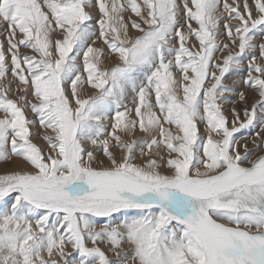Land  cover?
Returning <instances> with one entry per match:
<instances>
[{
  "label": "snow or ice",
  "instance_id": "1",
  "mask_svg": "<svg viewBox=\"0 0 264 264\" xmlns=\"http://www.w3.org/2000/svg\"><path fill=\"white\" fill-rule=\"evenodd\" d=\"M254 6L257 15L248 0H0L10 54L0 42V162L30 169L0 174V264H76L66 247L79 264H264V139L249 149L236 136L264 112V43H254L264 0ZM97 35L107 52L92 46ZM193 37L198 47L187 46ZM245 56L243 83L260 100L246 123L233 109L229 128L224 81ZM9 74L23 107L9 98ZM88 89L98 95L82 98ZM25 107L53 134L47 151ZM137 131L148 138L129 140Z\"/></svg>",
  "mask_w": 264,
  "mask_h": 264
},
{
  "label": "rangeland",
  "instance_id": "2",
  "mask_svg": "<svg viewBox=\"0 0 264 264\" xmlns=\"http://www.w3.org/2000/svg\"><path fill=\"white\" fill-rule=\"evenodd\" d=\"M229 3H232V0H228ZM93 5L96 4V0H92ZM241 5L243 4V0H240ZM249 5L252 7L253 9V13L254 15H257L256 10H255V0H248ZM86 11L90 12V15L92 17V20L90 21V24L93 28L94 31H96L98 33V29L99 26L98 24H96L95 22L97 20L100 19V13L98 11L97 7H91V8H86ZM241 11H243V8L241 7ZM221 12L223 13V8L221 7ZM131 17L132 19H137L136 17L132 16V14L130 12H128L125 15V19L128 20V18ZM227 14L224 13L221 16V21L223 22H227ZM183 23V21H182ZM238 22L237 21H231V26H235ZM194 28L197 27V25L193 22L192 25ZM7 23L3 22L2 20H0V42L4 43V47H5V51H6V55H10L7 53V41L5 40V36L7 35ZM185 33H187V28H184ZM135 34V33H133ZM54 39H58L60 38L59 36L54 35L53 36ZM94 39L96 40V43L93 44V47H100V48H104L105 52H107L106 47L103 45L102 40H100L97 37H94ZM219 41L221 43H229L226 34H222L219 38ZM254 43L256 44H260V43H264V32H257V36H256V40L254 41ZM193 45H195L196 47H198V42L195 40V38H191L188 42H187V46L192 47ZM230 49L232 51V53L234 54L235 52L238 51V48L231 46L230 45ZM195 50V49H193ZM22 52L26 51L23 48L21 49ZM228 51L225 50L224 55H227ZM222 59V57L218 56L217 60L215 62H220V60ZM79 63L82 64V58H80L78 60ZM116 63L115 59L112 57H109L106 61H104L103 66L106 68H111L112 66H114V64ZM258 64H261V61H257ZM9 65H10V60H9ZM262 66H264V64H262ZM248 68V59L247 56L244 57V63L242 64L241 70L239 73L236 74H232L229 73L226 77H225V86L226 87H232L233 88V93L232 94H226V96L228 97V101L227 103H224L222 105V109L224 111V115L226 116V118L229 121V128H231L232 125V121L235 119V116L233 114V109L238 112L240 114V121L245 122L247 121V117L244 115L245 109H251V107L256 104L260 98L257 94V92L253 89H250L247 85H245L243 83L244 80L247 79V76L245 75V71ZM214 70V69H213ZM218 74V73H217ZM177 75H179L178 71H177ZM253 75H256V73H253ZM9 81H11V83L9 84V87L11 88V91L9 92V98L12 100L17 101V103H20L21 106L23 107V103L20 100V97L22 95H24L23 91H22V86L18 83V81H16L15 78L11 77V75L9 74V77L7 78ZM4 84V81H0V86H2ZM18 89H20L18 91ZM237 93H243L245 95L246 102H241L239 99V95ZM98 95V92H96L93 89H88L87 91H85L82 94V98H88L90 96H96ZM135 94L129 92L127 99H125L124 103L125 105H127L128 109L131 110L134 105L132 103L133 100V96ZM153 102H154V97H153ZM31 103H38L37 101H35L34 99L31 100ZM123 110V108L121 109ZM25 114L28 120L30 121H37L36 124H34L31 127L32 132L34 133L33 137H31L33 143L37 144L39 147H41L43 150L47 151L48 150V146L46 141L44 140V136L46 135H53L50 130H44L41 128V126L38 123V118L36 116V114L34 112L31 111V109L29 107H25ZM157 114L159 115V112H157ZM133 118H135L133 116ZM110 121H105L106 125H109L108 127V131H111L110 128ZM166 127H168L167 125H165ZM236 127L239 128V123L236 124ZM198 128L200 129V135H206V130H205V125L202 122L198 121ZM173 131H175V129H173ZM257 133H259V137H257ZM237 136V140H238V145L242 146V145H247L249 149H254L255 145L260 143L262 139H264V112H257V120L253 123V125H250L246 128H241L240 131L236 134ZM148 136L145 133L139 132L137 131L136 134L134 136L129 137V140L132 139H137V140H142V139H147ZM214 138H218L215 137ZM9 150H10V145H9ZM155 151V150H154ZM241 153L243 154V147L240 148ZM96 155L101 159L104 160L105 158L103 157L102 153H100L99 151L96 152ZM151 155V154H150ZM138 159L136 160L137 163H141V162H146V158H139V154H137ZM164 157L165 159L168 158L167 153L166 152H160L157 155V161L158 163L161 162L160 157ZM99 166V165H97ZM104 166H107L106 164ZM19 170H30L28 168V166L22 162L21 160H19L18 158H13L12 160L8 161V162H0V174H5V173H10V172H15V171H19ZM7 199H11V197L7 198ZM116 217L118 218V220L122 221L125 218H131L132 215H135V213H130L128 217H125L124 214L122 213H118L115 214ZM33 227H35V224H33ZM97 230H99V226L97 228ZM89 247H91L92 245L89 243L88 245ZM100 247L102 248V250H104L110 259H116L115 255L111 252L108 251L109 249V245L107 244H101ZM131 246L128 244L123 245L124 249H129ZM65 251L67 253H71V255H69L67 258L72 261L75 260L76 264H79V257L78 255L71 249V247H66ZM45 258L47 259V254L45 253ZM57 259H59L58 257H55ZM60 264H63V261L60 262Z\"/></svg>",
  "mask_w": 264,
  "mask_h": 264
}]
</instances>
